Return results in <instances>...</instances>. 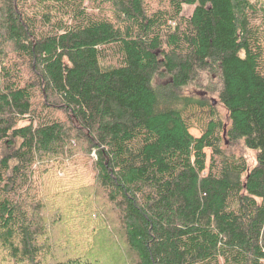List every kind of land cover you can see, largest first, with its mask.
Returning a JSON list of instances; mask_svg holds the SVG:
<instances>
[{"label":"trees","instance_id":"trees-1","mask_svg":"<svg viewBox=\"0 0 264 264\" xmlns=\"http://www.w3.org/2000/svg\"><path fill=\"white\" fill-rule=\"evenodd\" d=\"M203 71L218 100L184 93ZM81 146L93 182L50 192ZM0 255L264 264V0H0Z\"/></svg>","mask_w":264,"mask_h":264},{"label":"rangeland","instance_id":"rangeland-1","mask_svg":"<svg viewBox=\"0 0 264 264\" xmlns=\"http://www.w3.org/2000/svg\"><path fill=\"white\" fill-rule=\"evenodd\" d=\"M194 10V5H185L181 14L184 16H189ZM217 73V71H203L199 74V79L196 81L193 85H191L189 88H186L187 91L184 93H191L195 95V97L198 98H203L202 97V90L204 88H207L209 91L208 94V99L210 101L213 100V98L218 100V90L220 88V80L215 79L214 75ZM169 78L161 77L156 79L157 84H164L165 82H168ZM214 99V100H215ZM217 110L219 111L221 117L226 123H229V117L226 109L224 106L217 101L215 104ZM190 115V123H191V128L190 131L196 135L200 136L203 132V129L205 128V118L208 114V109L207 108H193L189 111ZM224 147L226 150L236 153V154H244L247 159L249 164L253 165L256 162V153L253 150H250L244 146L243 141H235L231 142L230 139L226 136L224 139ZM86 146L78 147V150L73 154V158L75 159L69 164V170L78 164L80 165V170L77 171L78 173H82L84 176V179L81 178L80 180H77L76 178L81 177H72L70 173H66L62 170L56 173V169H52L48 173H44V180H46L47 188L50 192H55L56 189L61 190L67 188L69 184L72 182H93V174H94V169L92 166L93 163V158L95 156L94 153H87L85 151ZM207 153V164L210 163V156H211V149L207 148L206 149ZM77 161V162H76ZM88 176V177H86ZM76 179V180H75ZM101 191V190H100ZM102 194V193H101ZM105 201V200H104ZM112 219L117 220L118 219V214H115L112 216ZM95 247V246H94ZM97 248V246H96ZM99 251V247L97 248ZM1 258V255H0ZM0 264H1V259H0Z\"/></svg>","mask_w":264,"mask_h":264},{"label":"water","instance_id":"water-1","mask_svg":"<svg viewBox=\"0 0 264 264\" xmlns=\"http://www.w3.org/2000/svg\"><path fill=\"white\" fill-rule=\"evenodd\" d=\"M216 103V101H214V104Z\"/></svg>","mask_w":264,"mask_h":264}]
</instances>
